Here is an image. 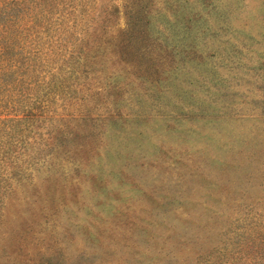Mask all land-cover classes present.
<instances>
[{"label":"rangeland","instance_id":"obj_1","mask_svg":"<svg viewBox=\"0 0 264 264\" xmlns=\"http://www.w3.org/2000/svg\"><path fill=\"white\" fill-rule=\"evenodd\" d=\"M213 1L192 45L156 0L138 38L127 0L17 1L0 264H264V0Z\"/></svg>","mask_w":264,"mask_h":264},{"label":"trees","instance_id":"obj_2","mask_svg":"<svg viewBox=\"0 0 264 264\" xmlns=\"http://www.w3.org/2000/svg\"><path fill=\"white\" fill-rule=\"evenodd\" d=\"M17 1L19 0H0V32L7 33L14 24L23 25L22 21L24 16L20 14L16 9L17 7L14 6L18 4ZM23 1L26 2V0ZM35 1L36 5L33 8V12L30 14V21L34 27H39L43 25L44 22L42 20L41 7L39 6L41 5V0ZM146 1L147 0H127L126 32H128L129 37L138 38V34L133 36V33H145V30L140 27H144L148 24V20L146 22L145 17L151 16L155 9V7L149 8L148 5H146ZM156 1L157 2L153 3V6L159 3L165 4L164 8L169 13L167 17L171 19V23L174 21V25L182 26V41L185 40V44L188 45L197 44L208 35L210 37H215L217 35L216 30L228 28L230 24L229 11L218 8L213 0ZM0 38L5 40L4 36ZM117 51L121 58L132 59L135 57V53L133 52L136 50L133 49V47L130 48L129 45L126 44L122 46V48L119 46ZM9 52L7 40L6 44H0V93H4V96L0 94V117L6 115L5 117L8 118H2V120L4 119L17 124L27 118V112L29 111L26 108V110H24L25 106H22V104L15 107L13 102L17 100H13L9 95L11 90L24 84L23 77L17 78L13 76L14 71L15 73L17 71V67L15 64L11 63V58L8 59ZM52 75L55 77L56 74ZM23 88L19 90L22 91ZM8 115H10V117ZM32 115L33 114L30 116Z\"/></svg>","mask_w":264,"mask_h":264}]
</instances>
